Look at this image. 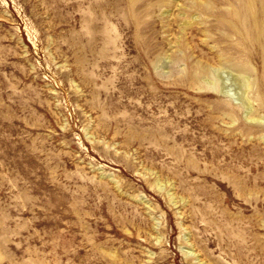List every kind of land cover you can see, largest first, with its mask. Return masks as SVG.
Here are the masks:
<instances>
[{
  "label": "rangeland",
  "instance_id": "rangeland-1",
  "mask_svg": "<svg viewBox=\"0 0 264 264\" xmlns=\"http://www.w3.org/2000/svg\"><path fill=\"white\" fill-rule=\"evenodd\" d=\"M0 264H264V0H0Z\"/></svg>",
  "mask_w": 264,
  "mask_h": 264
},
{
  "label": "bare ground",
  "instance_id": "bare-ground-1",
  "mask_svg": "<svg viewBox=\"0 0 264 264\" xmlns=\"http://www.w3.org/2000/svg\"><path fill=\"white\" fill-rule=\"evenodd\" d=\"M214 74H217V77L219 78V84L220 86H213L214 89L220 88V91L225 92L226 94H230L231 86L233 85V76L232 73L225 74L221 70H214Z\"/></svg>",
  "mask_w": 264,
  "mask_h": 264
}]
</instances>
